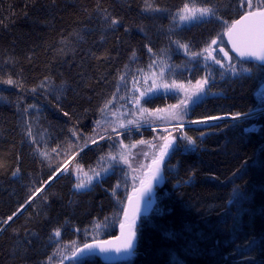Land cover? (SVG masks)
<instances>
[{"label":"trees","instance_id":"16d2710c","mask_svg":"<svg viewBox=\"0 0 264 264\" xmlns=\"http://www.w3.org/2000/svg\"><path fill=\"white\" fill-rule=\"evenodd\" d=\"M184 2L147 0L173 10ZM214 2L224 13L230 0ZM97 5L121 18L130 31L125 33L121 28L109 32L102 42V14ZM144 7L145 0H0V81L10 77L22 82V87L0 82V162L4 165L0 167V228L5 229L0 232V264H43L52 255V247L44 245L49 244L48 236L56 227H61L65 243L108 239L118 233L119 225L112 223L117 205L110 189L121 179L120 173L108 175L103 183L94 181L90 191H77L73 188L74 175L61 169L56 177L54 170L65 157L57 156L53 149L72 150L93 135L94 121L99 118L97 106L114 92L117 69L129 63L133 49L139 64H147L146 43L150 42L154 51L169 46L170 18L152 16L144 12ZM140 26L148 33L147 38L138 31ZM218 30L215 23L178 29L172 39L200 45ZM105 50L110 59L96 60L90 54L99 56ZM138 65H130L133 73ZM196 74L200 77L203 72ZM214 75L216 87L211 91L215 95H208L189 119L205 114L231 117L236 112L264 109V101L256 96L258 81L225 82L217 73ZM45 77L54 83L48 84ZM42 81L46 88L39 87ZM59 87L64 89L62 96L54 91ZM64 112L69 115L64 116ZM217 125L185 130L195 138L200 137L201 130L207 135L198 139V149L181 150L170 161L157 206L139 221L141 238L135 257L120 264H166L173 250L182 258L187 256L189 264H264V252L259 251L264 241V170L259 163L253 165V160L259 161L264 154V112L255 119ZM253 125L258 131L244 133V128ZM29 126L31 137L27 135ZM71 130L76 131L79 140ZM152 135L141 131L132 139L149 140ZM107 151L102 140L81 152L69 167L79 161L88 171ZM41 152H47V158ZM244 160L249 165L244 180L248 181V190L256 194L255 200L245 205L247 212L231 205L225 212L223 205L233 186L231 181L236 179L232 173ZM17 167L20 173L13 176ZM192 172L196 175L189 181ZM236 183L244 186L240 179ZM120 190L117 194L124 199L125 192ZM9 216L11 221L7 220ZM97 222L108 224L107 228L101 227L102 237L96 231L100 228L93 227ZM73 228L81 232L75 233ZM175 236L180 237L179 243ZM253 239L257 251L249 252L248 242ZM27 240L33 243L25 254L21 245ZM181 245L191 247L192 252L184 253ZM70 247L66 256L71 255ZM246 255L254 260H246ZM87 264L104 263L91 257Z\"/></svg>","mask_w":264,"mask_h":264},{"label":"snow or ice","instance_id":"6c2138e0","mask_svg":"<svg viewBox=\"0 0 264 264\" xmlns=\"http://www.w3.org/2000/svg\"><path fill=\"white\" fill-rule=\"evenodd\" d=\"M97 8L99 9V5ZM99 10L102 14L103 33L100 37L102 42L106 40V34L109 32L116 33L121 28L125 33L130 31L121 18L113 16L106 9ZM144 12L152 16L170 18V27L167 30L169 46L154 51L151 43H146L144 48L148 53V63L145 67H136L135 73H133L130 65L138 63L139 57L136 50L133 49L129 63H125L122 68L117 69V83L114 92L104 98L97 106L96 111L99 118L94 121L93 136L86 137L83 145H78L72 150L60 152L53 149L57 156L63 155L65 157V160L60 162L54 171L59 173L62 169L67 174L74 175L76 182L73 184V188L77 191H90L94 186V181L103 183L108 175L120 173L121 179L117 180L110 189L117 205V210L113 212L112 223L119 225V235L111 239L93 238L92 242L73 240L65 243L62 240L61 227H56L48 236L49 244L44 245V247H52V255L47 256L43 264H64L65 258L70 260L72 264H87L88 259L95 256L97 252L105 254L122 253L124 259L135 256L141 238L142 225L138 221L141 219L142 212L147 214L154 210L153 206L157 204L158 200V187L168 178L170 161L181 153V150L189 152L198 149V139L202 140L207 135L205 131L201 130L199 138L189 136L184 130L185 124L208 125L210 122L225 119L223 116L213 114H205L195 120L186 119L190 112H194L203 103L205 97L210 94L215 95L211 91L213 87H216V75H213V71L219 75L220 80L225 82L232 81L243 84L249 80H256L259 82L261 91H264V0H230L224 13H221L220 7L214 0H185L174 10L149 4L145 0ZM209 23L217 24L219 30L200 45L172 39L178 29L182 31L185 28L190 29ZM138 31L147 38L148 33L143 26H140ZM225 44L231 45L230 51L235 53V59L222 46ZM173 45L176 52L182 51L186 58L184 71L188 73V77L194 70L203 72V75L195 79L194 83L188 77H185L184 80L176 78L177 75H183V72L178 73L177 70L180 66L170 63ZM219 53L223 55H218ZM90 54L96 60L110 59L107 50L99 56L95 52ZM187 65H191V69ZM245 65L248 66L245 67ZM129 79L131 80V88L128 87ZM45 81L48 84L54 83L48 77H45ZM0 82L22 87V82L14 81L10 77ZM99 82L97 81V83ZM39 87L46 88L47 85L42 81ZM161 90H163L164 95L176 96L177 102L164 108L145 107L157 98ZM54 91L57 96L64 94L63 87L55 88ZM256 95L259 96L260 93L257 92ZM118 100L123 102L119 107L116 103ZM129 104L132 105V108H128ZM123 109H127V111ZM261 112H264V109L255 108L249 109L247 112H236L231 114V120L255 119L257 113ZM63 115L68 116L69 114L64 112ZM157 121L165 125L163 134L154 136L152 141L143 138L132 139V135L134 133L139 134L145 125L152 131H156L152 125ZM168 125L171 126L172 131H169ZM234 126L231 125L230 127ZM243 131L244 133H253L258 131V128L253 125L244 128ZM174 132L179 133V136L174 135ZM71 133L77 140L80 139L75 130H71ZM27 135L32 136L30 126L27 129ZM125 139L129 142L125 143ZM98 140L105 141L108 151L99 156L95 168L89 166L88 171H85L79 161L69 167L71 161L75 160V157L88 147L89 142L98 144ZM33 143H35L34 138ZM141 146L146 147L147 151ZM138 148L140 151L137 153L135 150ZM41 155L47 158L48 154L41 152ZM137 155L142 157L143 162H139L134 167L133 161ZM257 163L264 170V154L261 155L259 161L253 160V165ZM3 166V163L0 162V167ZM248 167V160H244L241 167L232 173V177L244 181V186L237 184L236 179H232L233 186L226 197V203L223 205L225 212L230 211L229 205L247 212L249 209L245 208V205L254 202L256 194L248 190V181L244 180L248 174ZM19 173L20 169L17 167L12 175L17 176ZM195 175V172H192L189 181ZM189 181H185V183ZM129 184L131 185L130 193L127 191ZM262 185H264V181H262ZM122 186L125 192L124 199H121L117 194ZM7 220L11 221L12 216H9ZM104 220L108 221V217H104ZM93 227L95 229L107 228L108 224L102 225L97 222ZM4 231V228H0V232ZM73 231L80 233L81 229L73 228ZM83 231L87 234L88 230L84 229ZM173 238L179 243V236ZM32 243V240L22 243L21 246L25 254L31 250ZM69 245L71 246V255L66 256ZM181 247L184 253L190 254L192 252L191 247H184L183 245ZM248 247L249 252L257 251L255 239L248 242ZM259 251L264 252V241L261 242ZM57 257L58 259H56ZM245 259L254 260V257L246 255ZM166 264H189V262L187 256L182 258L181 254L173 250Z\"/></svg>","mask_w":264,"mask_h":264},{"label":"rangeland","instance_id":"374dc122","mask_svg":"<svg viewBox=\"0 0 264 264\" xmlns=\"http://www.w3.org/2000/svg\"><path fill=\"white\" fill-rule=\"evenodd\" d=\"M186 29V28H185ZM187 29H189V28H187ZM189 42V41H188ZM192 44H195V43H193V42H191ZM224 48H225V50L226 51H229V54L231 55V53H230V50H229V48H228V46H227V44H225V45H222ZM171 52H172V60L170 61V63H173V64H175V65H179L180 66V68H178V73H180V72H183V75H177V79L178 80H184L185 79V77H188V73L186 72V71H184V66H185V57H184V55H183V52L182 51H180V52H176V50L175 49H173V50H171ZM218 55H223L222 53H219ZM234 57V56H233ZM234 59H235V57H234ZM141 60V59H140ZM176 62V63H175ZM139 64V61H138V63H137V65ZM146 66V64H145V62L144 61H141L140 62V64L137 66V67H145ZM187 67L189 68V69H191V65H187ZM201 68H202V65H201ZM216 68H219V66H216ZM194 72H196L195 70L194 71H192V74H191V76L190 77H188V78H190V79H192V81H193V83L195 82V79H198L199 78V76L196 74V75H193V73ZM198 73H199V71H197ZM202 71H200V73H201ZM214 74H216V72L215 71H213V75ZM138 78V77H137ZM149 83H151V81H149ZM128 87L129 88H131V82L128 84ZM257 92H259L260 93V95L259 96H257V98L260 100V101H264V91H261V89H260V87H259V89H258V91ZM206 99V97L204 98V100ZM157 100H160L159 101V103L157 102ZM177 102V97L176 96H173L172 94H168V95H164L163 94V90H161V92H160V94L157 96V98L151 103V104H147V105H145V107H148V108H152V109H155V108H157V107H159V108H164V107H166L167 105H169V104H174V103H176ZM204 102V101H203ZM117 103V107H119V105L121 104V103H123L122 101H117L116 102ZM163 103H165V105H163L162 106V104ZM128 108H132V105L131 104H129L128 105ZM263 109V108H262ZM124 111H127V109H123ZM190 116H191V112L189 113V116L186 118V119H189L190 118ZM223 117H225V119H223V120H220V121H213V122H210L208 125H204V124H200V125H195V124H185V128H184V130H186V129H188V128H198V129H203V128H208L209 126H211V125H217V124H221V123H231V122H234V121H232L231 120V117L230 116H223ZM94 127H95V125H94ZM165 127V125H163V124H161L160 122H156L155 124H153L152 125V128H155L156 129V131H152L147 125H145L141 130H140V132L141 131H149V132H152L153 133V135H152V137L148 140V141H152V139H153V137L154 136H157V135H159V134H163V128ZM168 127H169V131H172V128H171V126L170 125H168ZM174 135H177V134H179V133H173ZM93 136V135H92ZM102 140H98V143H100ZM79 142V141H78ZM80 143V142H79ZM97 144H92L91 142H89V145H88V147L87 148H85L84 149V151L83 152H85L86 150H88V149H91L92 147H94V146H96ZM141 148H143L145 151H147V148L146 147H144V146H141ZM140 151V148H138V149H136L135 150V152H139ZM81 153V152H80ZM77 157V156H76ZM139 162H143L142 161V157L141 156H139V155H137L136 156V159L133 161V166L135 167V166H137V164L139 163ZM127 170V169H126ZM61 175V173H58V175L56 176V177H58V176H60ZM56 177H54L53 179H51L50 181H49V184L56 178ZM123 187V186H122ZM121 187V192H123L124 191V189ZM128 189H131V185L129 184V187H128ZM97 232H98V234H99V236L100 237H102L103 235H102V233L100 232V231H102V229L100 228V229H98V230H96ZM104 239V238H103ZM49 252H52V250H50ZM93 257V256H92ZM91 258V257H90ZM64 264H72V262L70 261V260H68V259H64Z\"/></svg>","mask_w":264,"mask_h":264},{"label":"water","instance_id":"95a60500","mask_svg":"<svg viewBox=\"0 0 264 264\" xmlns=\"http://www.w3.org/2000/svg\"><path fill=\"white\" fill-rule=\"evenodd\" d=\"M227 46H228V48H229V50H230V49H231V45H230V44H227ZM230 53H231L232 56L235 57V53H233V52H231V51H230ZM82 153H83V152H82ZM80 155H81V154H80ZM78 156H79V155H78ZM78 156H77V157H78ZM77 157H76V158H77ZM76 158H75V159H76ZM73 161H74V160H73ZM166 163H167V161H166ZM165 184H166V180L164 181V183H163L162 185H160V186L158 187L157 196H158L159 192L162 191V190L164 189ZM155 206H156V205H154L153 207L155 208ZM145 207H146V206H145ZM22 211H23V210H22ZM150 213H151V212H150ZM150 213L145 214L144 212H142L141 217L148 216ZM138 222H139V221H138ZM119 232H120V230H118V233H117L116 236L119 235ZM113 237H114V236H113ZM113 237H111V238H113ZM111 238H108V239H111ZM93 257L98 258V259H99L102 263H104V264H120V263H123V262H128L129 260H131V259L134 258L135 256L131 257L130 259H124L122 253L112 252V253H107V254H105V253H99V252H97V254H96L95 256H93Z\"/></svg>","mask_w":264,"mask_h":264}]
</instances>
